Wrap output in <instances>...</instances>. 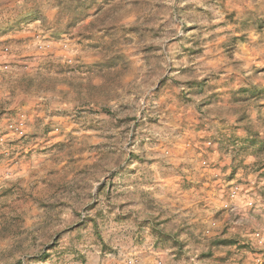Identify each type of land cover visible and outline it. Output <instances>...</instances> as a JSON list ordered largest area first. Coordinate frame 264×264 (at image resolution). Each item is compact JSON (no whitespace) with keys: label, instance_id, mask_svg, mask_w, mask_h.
Here are the masks:
<instances>
[{"label":"clouds","instance_id":"9594fccd","mask_svg":"<svg viewBox=\"0 0 264 264\" xmlns=\"http://www.w3.org/2000/svg\"><path fill=\"white\" fill-rule=\"evenodd\" d=\"M149 8L151 26L167 24L146 41L160 50L123 113L137 119L81 193L80 217L48 242L44 264H264V0H151ZM239 36L251 52L232 44ZM121 204L129 215H117ZM19 227L0 221V264H37ZM224 237L249 248L233 245L225 259L212 243Z\"/></svg>","mask_w":264,"mask_h":264},{"label":"rangeland","instance_id":"374dc122","mask_svg":"<svg viewBox=\"0 0 264 264\" xmlns=\"http://www.w3.org/2000/svg\"><path fill=\"white\" fill-rule=\"evenodd\" d=\"M46 3L0 0V221L19 225V235L31 234L37 264L51 254L48 242L71 227L64 222L80 217L81 193L137 119L123 113L134 108L136 82L160 50L146 41L159 39L167 24L151 26V0ZM247 39L233 37L232 44L251 52ZM130 155L132 163L144 162ZM113 183L106 178L104 188ZM236 199L243 203L242 196ZM118 207V216L129 215V204ZM212 243L227 250L225 259L232 258L233 245L249 248L228 237Z\"/></svg>","mask_w":264,"mask_h":264},{"label":"trees","instance_id":"16d2710c","mask_svg":"<svg viewBox=\"0 0 264 264\" xmlns=\"http://www.w3.org/2000/svg\"><path fill=\"white\" fill-rule=\"evenodd\" d=\"M219 242H217V244H218Z\"/></svg>","mask_w":264,"mask_h":264}]
</instances>
